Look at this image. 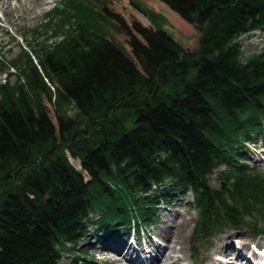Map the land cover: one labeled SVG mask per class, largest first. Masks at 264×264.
I'll use <instances>...</instances> for the list:
<instances>
[{
	"label": "trees",
	"instance_id": "obj_1",
	"mask_svg": "<svg viewBox=\"0 0 264 264\" xmlns=\"http://www.w3.org/2000/svg\"><path fill=\"white\" fill-rule=\"evenodd\" d=\"M160 1L200 27L196 50L109 15L129 53L104 28L117 24L64 0L45 19L56 41L0 84V264H87L82 241L145 229L178 197H192L198 240L264 223V174L247 160L264 140V47L245 58L240 43L264 37V0Z\"/></svg>",
	"mask_w": 264,
	"mask_h": 264
},
{
	"label": "rangeland",
	"instance_id": "obj_2",
	"mask_svg": "<svg viewBox=\"0 0 264 264\" xmlns=\"http://www.w3.org/2000/svg\"><path fill=\"white\" fill-rule=\"evenodd\" d=\"M45 0H20L17 2L13 0L10 3L12 11V17L10 20H16L15 24H10L6 21L8 15H4L3 9L0 7V84L5 79H9L8 83L12 86H16L19 83L18 74L21 72V68L16 64L14 69H11L18 61H30L37 63L38 57L42 48L51 45L56 39L54 38L55 33L58 30L56 26L57 22H53L50 29H47L45 19L49 16L55 6L61 5L64 0H46L48 5L32 12L38 4ZM83 1L87 6H93V10L98 12L100 15L107 17L110 21L117 24L116 29L105 24V30L111 38L124 46L127 52L130 53V47L127 42V37L121 34L118 29L117 21H113L109 15H117L122 18L127 25H132L133 22H139L146 27H154V20L163 26V28L172 35V37L186 50L194 51L198 48L200 39V27L195 24H190L183 20L177 13L173 12L168 6H166L160 0H80ZM136 4H140L144 9H147L148 13L140 11ZM89 7V8H90ZM156 15V17L154 16ZM24 16H27L26 18ZM154 17V19L152 18ZM98 22L103 23L101 20ZM56 26V28H55ZM55 29V33H54ZM118 29V30H117ZM58 41V40H57ZM240 43L242 45V51L244 57L259 52L264 47V37L259 32L245 36L241 38ZM22 65V64H20ZM11 76L7 77V74ZM54 97L52 102L44 95L43 101L50 110L51 117L56 122L55 117V104ZM74 111L69 107L67 113L72 115ZM259 149L255 150L254 154L250 158V165L253 168H257L259 172L264 174V145L263 142L259 141ZM70 162L72 165L81 170V162L79 159L71 158ZM224 169L220 168L217 173L210 178L211 187L219 189L221 186L220 175L224 173ZM192 198L186 197L177 198L171 205L161 206L157 211L154 220L151 222L149 228L140 235H125L122 237L118 244H108L97 242V239H86L82 241L77 251H83L87 253L88 259L87 264H133L128 260L126 253L123 254L122 250L125 248H119L124 244L125 240L137 241L141 244L153 240L155 243L160 241V237L156 232L160 229H166L174 218H186L190 221L191 225L188 229V244H187V255L182 264H197L203 262L206 264L208 261L207 257L217 256V248L215 247L218 239L232 235V240L246 239L247 250L250 251L251 244L256 245L259 249H264V236L255 239L253 232L248 230L236 231V230H224L222 233L213 234L208 240L195 241V226L197 222V212L191 206ZM264 225V223H262ZM262 228V226H259ZM129 240V242H130ZM245 241V240H243ZM118 245L117 247L114 246ZM119 248V249H118ZM117 249V251H116ZM119 250V252H118ZM183 257V255H181ZM205 259V261H203ZM75 260L69 253L64 254L59 264H71ZM209 262V261H208Z\"/></svg>",
	"mask_w": 264,
	"mask_h": 264
},
{
	"label": "bare ground",
	"instance_id": "obj_3",
	"mask_svg": "<svg viewBox=\"0 0 264 264\" xmlns=\"http://www.w3.org/2000/svg\"><path fill=\"white\" fill-rule=\"evenodd\" d=\"M13 0H0V7L3 9L4 15H8L6 21L10 24H15V19L10 20L12 17V11L10 3ZM20 2V0H16ZM48 5V1L41 2L36 6L35 9H32V12H37L42 10L43 7ZM25 18L27 16H24ZM119 17V16H118ZM120 18V17H119ZM2 44H0V49H2ZM8 96V95H7ZM3 97H0L2 101ZM44 102V101H42ZM191 223L188 219L174 218L171 220V224L164 230L160 229L159 232H156L160 241L155 243L153 240L141 244L137 241H125L122 244L123 254L126 253L128 260L133 264H182L185 258H188L187 255V244H188V229ZM245 240V241H243ZM247 240L239 239L232 240V235L227 237H222L218 239L215 247H219L217 250L218 257L214 259L213 257L208 256V261L206 264H264V256H259L255 253H250L246 244ZM264 251V249H261ZM183 255V257H181ZM205 261V259H203ZM203 263V262H202Z\"/></svg>",
	"mask_w": 264,
	"mask_h": 264
}]
</instances>
